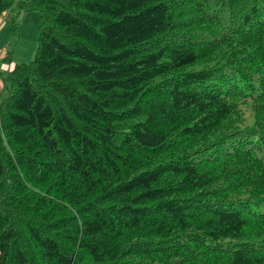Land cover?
Here are the masks:
<instances>
[{
  "label": "trees",
  "instance_id": "16d2710c",
  "mask_svg": "<svg viewBox=\"0 0 264 264\" xmlns=\"http://www.w3.org/2000/svg\"><path fill=\"white\" fill-rule=\"evenodd\" d=\"M32 11L0 264H264V0H0Z\"/></svg>",
  "mask_w": 264,
  "mask_h": 264
},
{
  "label": "crops",
  "instance_id": "0c3cea01",
  "mask_svg": "<svg viewBox=\"0 0 264 264\" xmlns=\"http://www.w3.org/2000/svg\"><path fill=\"white\" fill-rule=\"evenodd\" d=\"M29 13V12H27ZM26 13V14H27ZM5 21L0 24V63H1V68L0 71L4 70H10L12 69L18 62H14V59L18 53L19 55V50H18V45L22 44L21 43V37L23 36V29H24V14L21 18V27L19 29V33L17 36L13 37L11 35V32L8 28V22L7 19L9 17V14L6 12L5 13ZM4 17V16H3ZM23 45L24 52L22 55H19V59L22 61H25L26 59V53H30V46H28V43L24 41ZM34 54V52H33ZM7 60L3 61L5 57H7ZM33 57V55H32ZM19 61V60H18ZM10 63H14L12 66H10ZM2 87V81L0 79V88Z\"/></svg>",
  "mask_w": 264,
  "mask_h": 264
},
{
  "label": "rangeland",
  "instance_id": "374dc122",
  "mask_svg": "<svg viewBox=\"0 0 264 264\" xmlns=\"http://www.w3.org/2000/svg\"><path fill=\"white\" fill-rule=\"evenodd\" d=\"M24 13H21L18 17V23H19V29L21 27V18ZM24 29H23V36L21 37V43L18 45L19 55H22L24 52L25 47L23 45L24 41L28 43V46H30V53H26V59L25 61H29L32 58L33 52L37 48V40H38V12L32 11L29 13L24 14ZM9 28V24H8ZM13 37H15V34H11ZM19 55L17 53L14 62H23L21 59H19ZM19 60V61H18ZM14 63H10L9 65L12 66Z\"/></svg>",
  "mask_w": 264,
  "mask_h": 264
},
{
  "label": "built area",
  "instance_id": "2783aa9c",
  "mask_svg": "<svg viewBox=\"0 0 264 264\" xmlns=\"http://www.w3.org/2000/svg\"><path fill=\"white\" fill-rule=\"evenodd\" d=\"M1 21H2V17H0V23H1ZM0 68H1V63H0Z\"/></svg>",
  "mask_w": 264,
  "mask_h": 264
},
{
  "label": "bare ground",
  "instance_id": "6f19581e",
  "mask_svg": "<svg viewBox=\"0 0 264 264\" xmlns=\"http://www.w3.org/2000/svg\"><path fill=\"white\" fill-rule=\"evenodd\" d=\"M190 4V3H189ZM194 5V4H193ZM189 6V5H188ZM179 9V8H178ZM181 10V9H180ZM111 18V17H110ZM71 83V82H70ZM114 97V96H113Z\"/></svg>",
  "mask_w": 264,
  "mask_h": 264
}]
</instances>
